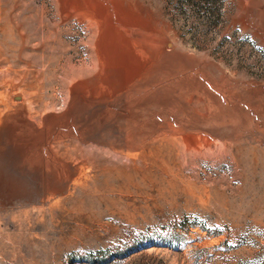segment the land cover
I'll use <instances>...</instances> for the list:
<instances>
[{
  "label": "rangeland",
  "instance_id": "rangeland-1",
  "mask_svg": "<svg viewBox=\"0 0 264 264\" xmlns=\"http://www.w3.org/2000/svg\"><path fill=\"white\" fill-rule=\"evenodd\" d=\"M0 264H264V0H0Z\"/></svg>",
  "mask_w": 264,
  "mask_h": 264
}]
</instances>
